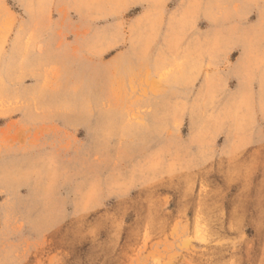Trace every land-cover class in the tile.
<instances>
[{
	"label": "rangeland",
	"instance_id": "rangeland-1",
	"mask_svg": "<svg viewBox=\"0 0 264 264\" xmlns=\"http://www.w3.org/2000/svg\"><path fill=\"white\" fill-rule=\"evenodd\" d=\"M0 264H264V0H0Z\"/></svg>",
	"mask_w": 264,
	"mask_h": 264
}]
</instances>
